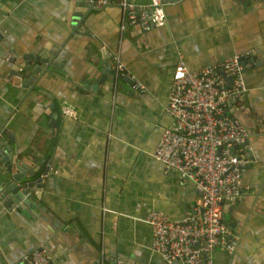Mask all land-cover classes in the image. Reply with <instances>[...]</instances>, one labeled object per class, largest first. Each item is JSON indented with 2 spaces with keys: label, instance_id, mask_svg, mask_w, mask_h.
Returning <instances> with one entry per match:
<instances>
[{
  "label": "crops",
  "instance_id": "0c3cea01",
  "mask_svg": "<svg viewBox=\"0 0 264 264\" xmlns=\"http://www.w3.org/2000/svg\"><path fill=\"white\" fill-rule=\"evenodd\" d=\"M118 1L93 8L73 31L67 0H0V127L20 162L37 167L28 181L45 170L34 213L0 201V264L33 249L45 250L48 264H167L149 248L144 215L154 209L178 219L198 199L191 183L179 184L151 156L172 124L164 105L178 52L190 70L250 52L246 89L226 112L244 125L253 159L240 195L222 204L236 246L230 254L215 247L212 264H264V0H175L162 5L163 26L129 25L121 35ZM60 44L68 75L52 69L60 77L43 75L26 91L6 74L9 57ZM101 53L108 62L118 53L141 89L123 76L114 81L111 70L98 83Z\"/></svg>",
  "mask_w": 264,
  "mask_h": 264
},
{
  "label": "built area",
  "instance_id": "2783aa9c",
  "mask_svg": "<svg viewBox=\"0 0 264 264\" xmlns=\"http://www.w3.org/2000/svg\"><path fill=\"white\" fill-rule=\"evenodd\" d=\"M107 2L96 0L93 6L101 8ZM118 5L119 35L129 25L146 31L165 24L161 0H119ZM249 53H236L190 70L178 52L164 105L172 124L162 128L151 156L173 171L179 184L191 183L198 199L178 219L154 209L144 215L143 221L150 229L149 248L167 264H212L215 247L230 254L236 246V235L222 220V204H232L242 192V172L253 159V152L244 125L226 112V103L246 89L242 73L253 65ZM109 63L114 81L123 76L134 89H141L123 67L118 53L110 55ZM61 113L73 115L65 105L61 106ZM48 262L45 250L33 249L12 264Z\"/></svg>",
  "mask_w": 264,
  "mask_h": 264
},
{
  "label": "water",
  "instance_id": "95a60500",
  "mask_svg": "<svg viewBox=\"0 0 264 264\" xmlns=\"http://www.w3.org/2000/svg\"><path fill=\"white\" fill-rule=\"evenodd\" d=\"M67 1L73 15L70 19V27L72 30L76 24L73 22L80 24L87 14L93 8H96L93 6V2L96 0ZM161 1L162 3H167L175 0ZM62 45L63 44H60L56 49L50 51H27L20 56L15 55L12 58L9 57L8 60L10 64L6 74L14 84L26 91H32L39 87L40 85L38 82L43 75L60 77V74H56L58 71L53 72L55 74H49L52 69L63 71L68 75L64 60L59 56ZM101 56L103 57L102 53ZM101 62L103 63V67L100 70L98 83L108 75V71L110 70V63L105 60L104 57L103 59L101 58ZM219 72L223 74L221 70H219ZM235 96L232 98H235ZM47 107L45 113L49 114L48 126L53 128L55 126L57 113L54 111V105L52 103L48 104ZM9 141H12L10 132L0 127V174L3 176L0 178V201L6 209H24L34 213L32 207H36L35 200L39 198L38 192L45 170H43L37 178L28 181L27 179L30 176L35 175L37 167L34 169L22 161L20 162V158L13 154L12 148L8 144ZM118 264L125 263L119 262Z\"/></svg>",
  "mask_w": 264,
  "mask_h": 264
}]
</instances>
